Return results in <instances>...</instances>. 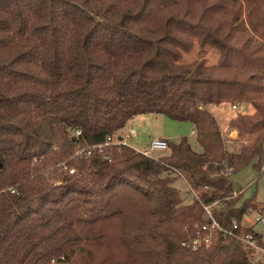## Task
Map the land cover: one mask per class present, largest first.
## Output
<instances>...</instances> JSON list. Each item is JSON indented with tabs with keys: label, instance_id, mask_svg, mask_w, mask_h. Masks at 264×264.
<instances>
[{
	"label": "trees",
	"instance_id": "16d2710c",
	"mask_svg": "<svg viewBox=\"0 0 264 264\" xmlns=\"http://www.w3.org/2000/svg\"><path fill=\"white\" fill-rule=\"evenodd\" d=\"M226 103L253 111L224 131ZM143 113L191 122L199 148L76 153ZM250 163L264 175V0H0V264H264L220 232L182 244L216 199L223 226L255 233L264 204L231 178Z\"/></svg>",
	"mask_w": 264,
	"mask_h": 264
},
{
	"label": "rangeland",
	"instance_id": "374dc122",
	"mask_svg": "<svg viewBox=\"0 0 264 264\" xmlns=\"http://www.w3.org/2000/svg\"><path fill=\"white\" fill-rule=\"evenodd\" d=\"M196 52L197 48L194 46L190 52L183 53L182 60L187 62L193 60L196 57ZM206 56L209 63L215 62L216 55L211 49H208ZM212 110L219 121L221 129L224 131L226 130V123L228 119L231 118L237 110L249 113L253 111L249 104H244L240 107L238 106L237 109H232L230 104L227 103L222 104L219 107H213ZM139 116L141 117H138L132 123L137 130V136L131 139V144L135 148L148 149L150 139L153 137H161L158 135H163V138H168L174 141L185 135L188 136L191 145L195 149L199 148L194 139L195 132L191 122L178 121L160 113H143ZM235 135L236 133L234 131L229 133L230 137H234ZM168 153L169 149H164L153 150L150 154L154 157H160ZM231 178L236 190L239 187L244 189L241 200L255 194L258 201L264 204V175L260 174V172L254 168L251 163L235 171ZM173 185H175L180 190L182 196L185 197V202L188 203L193 199L196 191L191 189L182 175L177 177V179L173 182ZM248 216H250V214H248ZM250 220L251 219H249V221ZM254 229L264 234V229L260 224L255 223ZM262 261H264V259H262Z\"/></svg>",
	"mask_w": 264,
	"mask_h": 264
},
{
	"label": "built area",
	"instance_id": "2783aa9c",
	"mask_svg": "<svg viewBox=\"0 0 264 264\" xmlns=\"http://www.w3.org/2000/svg\"><path fill=\"white\" fill-rule=\"evenodd\" d=\"M232 109H237V106L230 105ZM80 131H76V134H79ZM137 136V130L133 125H127L124 126L122 129L116 131L113 134H109L105 141L103 143L99 144H93L91 146H86L84 148H80L76 151V153H86L90 154L91 151L94 149H101L105 145L109 144H115V145H127L135 150L141 152L142 154L150 157L152 156L150 153L153 150H164L168 149V142L166 138L163 137H153L149 141V147L148 149H138L132 146L131 139ZM157 158V157H155ZM262 171L264 170V167L262 166ZM74 168H69V172H73ZM224 173L230 175L232 173V167L227 166L224 169ZM237 192H234L233 195H235ZM196 194V193H195ZM221 200L216 199L211 203H203V209L205 212V215L207 216V221L201 225H196V235L190 239L188 242H182L184 245L187 243L188 245H191L193 249L203 245V246H209L212 241L213 237L217 233H222V235L226 237H232L238 240L240 243L244 244L247 247H250L255 250L254 255V261L258 262L260 261L261 257L264 256V234H262L260 231L254 229V224L258 223L260 224L264 229V207L259 210H253L250 213V216L246 214L244 218L250 222L249 225L251 226V229L255 232H244L240 233L238 231L239 229V223H237L235 220L232 221L231 226H223L213 215V208L216 206L221 205ZM220 207V206H219ZM251 219L249 221V219ZM256 234H261V238L258 240Z\"/></svg>",
	"mask_w": 264,
	"mask_h": 264
},
{
	"label": "crops",
	"instance_id": "0c3cea01",
	"mask_svg": "<svg viewBox=\"0 0 264 264\" xmlns=\"http://www.w3.org/2000/svg\"><path fill=\"white\" fill-rule=\"evenodd\" d=\"M139 115H141V114H138V115L134 116L133 118H131L130 120H128L127 123H126V126H127V125H132V123H133L138 117H141V116H139ZM158 136L164 137L163 135H158ZM167 139H168V138H167Z\"/></svg>",
	"mask_w": 264,
	"mask_h": 264
}]
</instances>
